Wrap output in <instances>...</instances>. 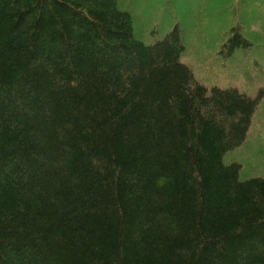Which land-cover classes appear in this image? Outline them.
Wrapping results in <instances>:
<instances>
[{
	"label": "trees",
	"instance_id": "1",
	"mask_svg": "<svg viewBox=\"0 0 264 264\" xmlns=\"http://www.w3.org/2000/svg\"><path fill=\"white\" fill-rule=\"evenodd\" d=\"M204 1L198 34L225 4L264 31V0ZM119 2L0 0V264H264V175L225 161L260 93L202 84L182 23L146 43ZM241 15L219 53L261 68Z\"/></svg>",
	"mask_w": 264,
	"mask_h": 264
},
{
	"label": "rangeland",
	"instance_id": "2",
	"mask_svg": "<svg viewBox=\"0 0 264 264\" xmlns=\"http://www.w3.org/2000/svg\"><path fill=\"white\" fill-rule=\"evenodd\" d=\"M204 0H120L119 5L125 11H131L136 35L144 42L150 43L147 32L159 28V35L169 31L176 23H182L186 42V51L183 60L191 67L196 79L204 85L236 86L238 90L248 95H255L256 89H260L262 99L258 102L251 119L247 135L243 143L229 152L225 161H237L240 164L239 177L244 180L251 177L264 175V72H258L254 76L243 72L239 67L238 59L242 55H235L230 59L221 61V42L225 41L230 25L236 26V15L243 19L242 31L251 34V38L260 43L264 41L263 27L260 25L251 8H243L236 11L233 5L225 4L230 8L231 14L220 12L217 9L207 15L203 20L204 26L198 34L202 12L199 10ZM212 7L213 2L207 3ZM248 24V26H247ZM241 28V27H240ZM249 33H248V32ZM240 62V60H239ZM258 62H262L258 58ZM221 65L226 66L221 68ZM264 65V64H263ZM231 69L230 71H228ZM233 75L230 76V74ZM231 158V159H230Z\"/></svg>",
	"mask_w": 264,
	"mask_h": 264
}]
</instances>
